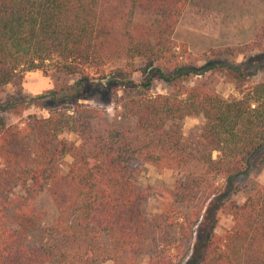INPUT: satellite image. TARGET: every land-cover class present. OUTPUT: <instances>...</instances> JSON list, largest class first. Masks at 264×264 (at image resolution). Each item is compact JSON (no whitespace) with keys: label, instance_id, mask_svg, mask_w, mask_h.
Here are the masks:
<instances>
[{"label":"trees","instance_id":"1","mask_svg":"<svg viewBox=\"0 0 264 264\" xmlns=\"http://www.w3.org/2000/svg\"><path fill=\"white\" fill-rule=\"evenodd\" d=\"M190 1L0 0V264H143L149 241L147 264H264V184L250 179L264 167V80L248 84L253 73L231 65L238 98L188 85L199 74L178 61L173 35ZM255 49L264 50V31L236 54ZM173 62L169 74L160 66ZM33 71L57 78L37 97L49 115L9 123L11 109L27 106ZM156 79L165 94L152 93ZM189 117L204 119L196 150L184 140ZM65 132L78 142L61 140ZM192 162L206 171L186 192L205 200L148 221L136 176ZM44 192L48 220L36 204ZM225 209L234 226L220 235Z\"/></svg>","mask_w":264,"mask_h":264},{"label":"rangeland","instance_id":"2","mask_svg":"<svg viewBox=\"0 0 264 264\" xmlns=\"http://www.w3.org/2000/svg\"><path fill=\"white\" fill-rule=\"evenodd\" d=\"M264 31V0H191L175 33L173 39L177 44L181 65L187 69H193L199 75H191L188 85H208L224 99L239 97V91L235 87L238 75L227 70L231 65H243L249 71L245 82L255 84L264 80V50H254L245 54H236L240 46H244ZM176 62L160 65L166 73H171ZM209 67L213 70L205 72ZM225 67V69H221ZM256 72V74L254 73ZM134 78L142 81V73L138 72ZM55 75L43 76L40 71L28 72L23 82V94L27 97V106H19L11 109L7 114L9 123L18 124L29 115L39 118L48 117L49 104L38 100L47 91L54 88ZM166 85L161 80H154L152 93L165 94ZM14 96V90L10 87L2 97L7 100ZM35 98L36 102L31 99ZM110 113H113L110 110ZM204 125L202 117H189L183 123L184 140L189 148L196 150ZM61 140L78 142L77 137L65 132ZM216 156V154H215ZM72 162L71 157H66L62 164V173L67 172V164ZM206 167L197 162H192L177 170L158 171L151 165H146L142 172L136 176V185L147 190L148 196L143 202V210L148 221L152 222L164 207L177 206L180 210L189 211L199 199L205 200L196 191L189 195L186 192L191 187L193 179L205 174ZM250 179L256 183L264 184V167L261 171L253 170ZM18 189L15 190V193ZM12 196V195H11ZM246 195H238L234 200L243 204ZM13 197V196H12ZM38 213L46 220L54 217V209L51 198L44 192L37 202ZM208 204V202H207ZM206 204V205H207ZM151 226V225H150ZM234 226V215L230 210L219 211L217 216L216 232L224 235ZM151 230V229H150ZM152 233V232H151ZM151 235V234H150ZM152 236H149L150 240ZM38 240L37 237H35ZM156 242H148L140 256L141 262L147 264L155 249ZM104 264H113L106 262Z\"/></svg>","mask_w":264,"mask_h":264}]
</instances>
